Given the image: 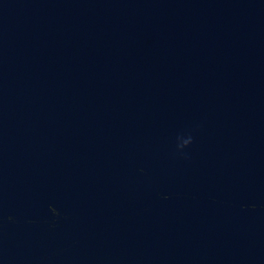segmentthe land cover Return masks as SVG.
<instances>
[{
  "label": "water",
  "instance_id": "obj_1",
  "mask_svg": "<svg viewBox=\"0 0 264 264\" xmlns=\"http://www.w3.org/2000/svg\"><path fill=\"white\" fill-rule=\"evenodd\" d=\"M0 264H264V0H0Z\"/></svg>",
  "mask_w": 264,
  "mask_h": 264
}]
</instances>
